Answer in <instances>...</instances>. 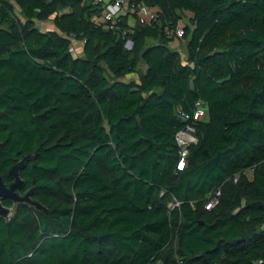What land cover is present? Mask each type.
<instances>
[{
	"label": "trees",
	"instance_id": "obj_1",
	"mask_svg": "<svg viewBox=\"0 0 264 264\" xmlns=\"http://www.w3.org/2000/svg\"><path fill=\"white\" fill-rule=\"evenodd\" d=\"M132 3L0 0V177L47 210L1 200L0 264H264V0Z\"/></svg>",
	"mask_w": 264,
	"mask_h": 264
},
{
	"label": "built area",
	"instance_id": "obj_2",
	"mask_svg": "<svg viewBox=\"0 0 264 264\" xmlns=\"http://www.w3.org/2000/svg\"><path fill=\"white\" fill-rule=\"evenodd\" d=\"M92 4L99 5L101 7V16L103 20L112 28L116 22L118 16L123 13L136 14L135 20L140 25H148L158 20L157 13L141 3H132L133 0H90ZM184 29L181 25H177L174 28H167L165 34L168 37L182 38ZM126 49L131 48V42L127 41L124 45ZM72 52V49H69ZM194 111L191 114H181L184 121L193 119L199 120L202 118L204 112L202 103L200 101L195 102ZM176 140L178 143V163L176 168L182 170L185 166L186 156L188 154V147L197 142L194 131L191 127L186 126L176 133ZM219 190L216 191L215 195L205 204V209L212 208L218 200ZM170 206H173L170 204ZM174 206H178L175 203ZM12 214V212H11ZM10 214V216H11ZM9 216V217H10Z\"/></svg>",
	"mask_w": 264,
	"mask_h": 264
},
{
	"label": "water",
	"instance_id": "obj_3",
	"mask_svg": "<svg viewBox=\"0 0 264 264\" xmlns=\"http://www.w3.org/2000/svg\"><path fill=\"white\" fill-rule=\"evenodd\" d=\"M220 50H215L212 55L220 53ZM229 80V77L219 80L218 83H223L225 81ZM192 85V83H191ZM28 157H24L22 160L17 162L10 170L9 175L13 178V182L9 185L4 184L2 181V178L0 177V217L1 218H8L11 214V209L3 206L1 204L2 199H10L13 203H26L30 206H34L39 210H44L47 212L46 209L43 208L42 205H40L36 201H32L29 198V193H26L24 195H20L17 190L22 186V180L18 175L19 169L24 166V163Z\"/></svg>",
	"mask_w": 264,
	"mask_h": 264
},
{
	"label": "rangeland",
	"instance_id": "obj_4",
	"mask_svg": "<svg viewBox=\"0 0 264 264\" xmlns=\"http://www.w3.org/2000/svg\"><path fill=\"white\" fill-rule=\"evenodd\" d=\"M17 15L21 18L19 12H17ZM51 21H52V18H50L45 23H39V24H37V28L42 29V30L50 28L51 27ZM184 23H185V21L182 20L180 22V25L182 26ZM172 48L177 50L182 55L183 60H185V46L184 45H181V46L172 45ZM140 71H143V67H140ZM132 79H135V76L132 75L130 77L125 78V80H132Z\"/></svg>",
	"mask_w": 264,
	"mask_h": 264
},
{
	"label": "crops",
	"instance_id": "obj_5",
	"mask_svg": "<svg viewBox=\"0 0 264 264\" xmlns=\"http://www.w3.org/2000/svg\"><path fill=\"white\" fill-rule=\"evenodd\" d=\"M15 10V13L17 14V12H19V10L17 9V7L14 8ZM53 20V19H52ZM47 22V21H45ZM45 22H41V23H45ZM39 24V23H38ZM39 29V28H38ZM53 29V25H52V21H51V27L50 28H47V29H39L40 31H48V30H52ZM69 49H72V52L73 54L77 55V56H80L81 53H82V43L81 42H77V41H73L70 48ZM175 50V49H174ZM177 51V50H175ZM178 52V51H177ZM134 76V75H133ZM130 77V76H128ZM127 78V77H126ZM136 78V76H135ZM128 81V80H126Z\"/></svg>",
	"mask_w": 264,
	"mask_h": 264
},
{
	"label": "flooded vegetation",
	"instance_id": "obj_6",
	"mask_svg": "<svg viewBox=\"0 0 264 264\" xmlns=\"http://www.w3.org/2000/svg\"><path fill=\"white\" fill-rule=\"evenodd\" d=\"M17 192H18V190H17ZM19 193V192H18Z\"/></svg>",
	"mask_w": 264,
	"mask_h": 264
}]
</instances>
